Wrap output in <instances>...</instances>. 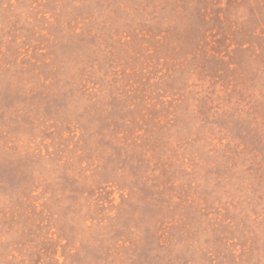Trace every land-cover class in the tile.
<instances>
[{
    "label": "rangeland",
    "instance_id": "374dc122",
    "mask_svg": "<svg viewBox=\"0 0 264 264\" xmlns=\"http://www.w3.org/2000/svg\"><path fill=\"white\" fill-rule=\"evenodd\" d=\"M0 264H264V0H0Z\"/></svg>",
    "mask_w": 264,
    "mask_h": 264
}]
</instances>
